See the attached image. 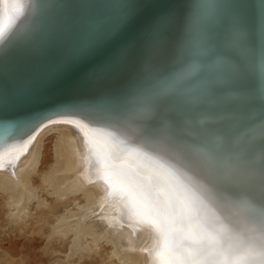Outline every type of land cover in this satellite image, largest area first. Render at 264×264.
Here are the masks:
<instances>
[{
  "label": "bare ground",
  "instance_id": "6f19581e",
  "mask_svg": "<svg viewBox=\"0 0 264 264\" xmlns=\"http://www.w3.org/2000/svg\"><path fill=\"white\" fill-rule=\"evenodd\" d=\"M78 1L81 3L82 0ZM191 1L192 0H189L187 3ZM197 1L198 2L193 4L192 10L183 14L182 17L176 18L174 21V23L178 24H185L186 22L183 32L186 31L190 33L184 36H192V42H186V44H184V41L177 38L178 36L175 38L164 36L151 39L150 43H148L144 49L133 47L128 53V60L119 64L121 71L119 76L123 77L129 88H134L136 85H147L145 90L140 92L136 91L135 97H137V100L152 98L153 102L151 104H154V101H164L167 97H161L163 96V94H161L163 91L170 95L180 93L179 97H182V94L187 95L188 93L191 95L199 94L202 99H198V97L194 96L191 97L192 104L196 107L194 108L199 109L205 105L208 107L207 111L209 112H205L204 114L201 113V115L199 113L197 116H192L190 114L191 117L188 116L187 118H191V123H195L196 121L194 122L192 119L199 116L218 114L219 109L222 107H229L226 103L238 104L234 106V108L241 109L248 99L253 100L256 98L258 93L246 92L245 90L236 88L238 85L244 86L243 84H239L240 81L247 82V80L240 78V76L254 78L259 83L264 81V16L249 11V7L245 4L239 7L235 0ZM251 1L252 0L247 2L250 3ZM13 4H20L22 7L18 9L10 7V5ZM33 4L34 0L32 4H28L27 0H0V27L3 28V35H0L1 44L14 37L10 30L12 29L16 32L19 28L15 25L16 19L23 16L29 18L30 12L27 13V8H29V6L31 8L32 5L33 11ZM259 5L261 7L264 4ZM69 7L70 4H68L67 0H64L63 8L65 11L60 9L59 12V14L63 16V18L59 19L63 21L62 23L66 25V27L70 23H67L66 20L69 14ZM205 7L208 9L207 14H211L208 17L212 16L213 20L224 11L230 15L227 12L229 11L232 14V16L230 15V20L232 18L233 20H229L230 22L227 25L230 27L237 25L240 30L237 35V40L226 38L220 44L217 42L212 43V45H214L213 48L206 49L212 51L214 48L218 47L220 50L219 53L202 56V53L206 50H204L205 46L201 44L210 35L209 32L212 31L211 27L213 26L212 22L209 21L208 23L206 20V16L204 15L206 11ZM202 10L204 13H202ZM187 19H192L193 21L188 22ZM245 19H247L246 23ZM168 22L173 23L170 19ZM96 24L97 23H89L83 27V30L79 29L77 36H70L73 32L71 31L68 36H65V38L60 41V47H69L72 43H78L81 38L80 36H86L89 32H92V30L97 29L98 26ZM214 27L217 26L214 24ZM252 36L258 39L255 40L253 45L251 42ZM245 39H247V42H249L248 44L252 45L255 49L245 46ZM48 42L49 40L39 44L37 48H33L32 43H29L30 45H28L27 49L24 51L25 53L27 51L35 52L33 55L37 56L43 49L44 52L50 49L44 55H50V59L52 60L54 57L52 52L57 50L58 46L53 45V41ZM31 55L32 54L27 55V57ZM184 55H189L190 57L187 58ZM205 57H209L210 60L207 63V71L202 74L199 72V62L206 60L207 58ZM231 57H238V60L248 63L252 70H248V73H245L242 68H238V71L235 72L230 67V64H233L230 61L235 62ZM185 63H188V65H184ZM231 76H233V78ZM213 83L220 87L218 88L219 94L217 98L213 96L219 101V106L209 102V99H211L209 96L211 95L208 91L203 90L210 88L204 84H210L212 86ZM182 89H186L188 93L184 92ZM131 93H133V91ZM100 95L102 94L100 93ZM118 99L119 97L114 96L110 101H116ZM102 100L106 101L107 99L104 98ZM200 101L201 103H199ZM151 104H148V111L150 110L149 107H151ZM179 104L180 103H178V105ZM127 108L126 105L119 104L116 108H112L116 111L105 116H99V114L93 115L89 113L87 111L88 109H84L83 107H75L74 110L53 116L52 119L47 122L44 121L35 124L20 134H14L1 139L0 187L2 190L0 189V191L1 193L4 192V196L6 195L7 197L8 203H6V205L8 204L10 207L9 209L13 210L11 212L12 217L13 215V218H15V215L16 217H21V213L23 214L25 212L24 210L27 211V209H25L27 207L25 206L30 202L31 197L35 199L33 193H35L34 191H36V189H34L31 179L34 176L36 177V175L38 176V173H40L39 170L37 171V167L39 168V161H42L40 159L42 158L41 155H43V153L41 154L43 145L49 136L55 135V161H53L54 163L50 166L48 171L43 176L41 175V180L48 184L49 187L51 186V188L56 191L53 192L56 193V195L59 194L58 196L61 195L63 199L73 195L76 197L77 194L81 195V199L79 200H84L85 202L83 204L79 201L78 203L75 202V205L78 207L77 212L71 214V212L68 211L73 215L70 217L74 225L73 228L75 229L76 226L79 234L81 233L85 236L87 234V237L91 235L89 238L92 239L95 237V239L98 240L97 237L99 235L96 231L99 228H97V225L102 223L107 231L114 235L118 242L120 241L122 243L124 241L122 244L126 247V253L131 255V259H133L132 261L135 264H160V261L164 259L168 242L159 234L157 228L154 227L151 222V206L152 200L156 199L158 194L166 191L168 194L167 198H172L177 191L185 190L175 168H185L186 170H184L189 174V179L192 181L193 187H196L197 185L195 184L200 181L201 185L205 188V192L212 193L214 197H217L221 201L215 188L217 183L213 178L214 175L217 177H219V175L213 171L214 175L209 177L205 173L206 167L208 165L213 166L215 163L214 160H216L222 165L223 169H227L224 173V181L227 182L229 181L228 178H233V169L236 170L235 165H237L241 173H243L241 178L245 180L243 186L246 187L245 185H253L264 178V167L261 166L264 164V152L256 151L257 149L253 148L239 150L228 148L223 152H218L221 153L219 154L221 157L210 155L214 160L213 158H198L194 162H189L190 164L188 165L191 167L190 169L188 166L183 165L180 161L182 157L179 156L180 159L178 157L179 154L177 155L176 152L172 151L174 153H172L173 156L161 152L158 144L159 141H153L154 139L151 138L153 134L146 132V134L143 135L142 131L146 130L141 126L144 125L141 121H137L134 116L139 112ZM109 117L114 118L111 120ZM53 120L71 121V123H52ZM161 122L156 119L157 125L169 127L167 122ZM132 123L141 126L138 127ZM206 124L204 126H206ZM210 126L214 125L210 124ZM146 129L151 133L155 132L153 129ZM140 130L142 131L140 132ZM139 133V140L141 142H138V144L135 142V140H137L135 137L138 136ZM153 137L156 138L154 135ZM156 147H159V150H157ZM207 153L218 155V153L211 151ZM117 155L120 156L121 159H115ZM199 161L203 163H199ZM202 166L204 171L201 169ZM228 168H232V170L229 171ZM241 169L246 170L249 174L245 171L242 172ZM201 172L203 174H201ZM202 179L207 182V185ZM69 183L73 184V186L69 185ZM51 188H48V191ZM44 189L43 187V190ZM254 189H256V187L253 185L245 192H242L244 189L238 190L233 187V189L229 191L230 195L228 199L234 203L237 195H243L247 199H250L252 204L264 206V187L261 193H259V191L257 193ZM253 191H255V194H253ZM37 193L38 192L35 194L37 195ZM148 193L152 194L151 197L148 196ZM61 196L59 198H61ZM159 198L161 200L165 199L163 195H159ZM73 200H75V198ZM224 205L227 207H225L226 211L222 216H226L227 221L237 226L236 232H231L232 240L230 243L232 245H239L241 242L258 241L259 237L262 235V231H264V225L261 224V222H250V220L247 219L250 217L245 207L241 205L237 207V205H235L234 208H231L234 205L227 202L224 203ZM92 206L93 209L90 208ZM89 210L92 211L91 214L87 215L89 216V221L86 219L87 223H81L79 215L82 212L87 213ZM62 217L61 219L63 220L58 221H62V224L57 223L61 227L65 226L63 224H66L63 223L65 221L64 219L68 220V218ZM90 217L92 218L90 219ZM86 220L84 219L83 221ZM70 225L67 226V228L73 226ZM60 226L57 228H60ZM228 228L232 229L231 227ZM68 229L64 230V232L66 231L65 234H68ZM98 231H100V229ZM245 231L250 232V237L244 235ZM99 234L101 233L99 232ZM107 234L108 233L105 232V235ZM109 235L110 234H108V236ZM256 236H258V239L254 238ZM110 239L113 240V238ZM93 241H95L94 238ZM113 243L116 244L117 242L114 240ZM130 250L136 251L132 253ZM114 254L120 256L118 252ZM123 254L125 255V253ZM124 255L120 259L121 264L127 263L125 262L126 257Z\"/></svg>",
  "mask_w": 264,
  "mask_h": 264
},
{
  "label": "water",
  "instance_id": "95a60500",
  "mask_svg": "<svg viewBox=\"0 0 264 264\" xmlns=\"http://www.w3.org/2000/svg\"><path fill=\"white\" fill-rule=\"evenodd\" d=\"M27 1L28 4L33 2V0ZM188 1L82 0L79 3L78 0H67L70 7L66 20L67 23H70L66 27L59 19L63 18L59 14L60 9L65 11L64 0H34L33 11L32 5L31 8L30 6L27 8V13L32 12L29 13L30 17L17 18L15 25L19 28H15L16 32L10 30L14 37L0 43V140L7 136L20 134L35 124L47 122L53 116L74 110L75 107L88 109L87 111L93 115L105 116L116 111L112 108L122 104L139 112L134 116L144 126L132 124L145 128L146 131L140 130L143 135L147 132L156 136L157 139L153 135L151 138L154 139L153 141H159L161 152L170 156H173L172 151L176 152L177 155L179 154L178 157H182V159L179 158L183 165L190 169L189 162H194L198 158L221 157L219 156L221 153L218 152H223L228 148L232 150L253 148L257 149L256 151L264 152V81L259 83L254 78L240 76L247 82L240 81L239 84L244 86L238 85L236 88L246 92H256L258 93L256 98L248 99L241 109L234 108L238 104L226 103L229 107H222L218 114L199 116L192 119L194 122L196 121L195 123H191V118H187L190 114L197 116L199 113L201 115V113L209 112L205 105L199 109H195L196 107L193 106L191 97L202 99L199 94L191 95L186 89H182L188 94H182V97H179L180 93L170 95L163 91L161 97L167 98L164 101H154V104H151L152 98L147 99V102V100H137L135 97L136 91L140 92L147 88L146 84L129 88L123 77L119 76L121 74L119 64L128 60V53L133 47L144 49L151 39L164 36L169 38L178 36L177 38L184 41V44L192 42V36H184L190 33L183 32L186 22L185 24L174 23L176 18L188 13L193 9V4L198 2L192 0L187 3ZM247 1L250 0H235L239 7L245 4L249 7V11L264 16V9H260L264 8V5L261 7L259 5L264 4V0H252L250 3ZM205 9L206 20L208 23L212 22L213 26L211 27L212 31L209 32L210 35L201 44L205 46L204 50L213 48L212 43L220 44L226 38L237 40L240 28L237 25L232 27L227 25L233 20V18L230 20L232 14L229 11L227 12L230 15L224 11L220 16H214L216 19L213 20L212 16L208 17L211 14H207V7ZM202 13H204L203 10ZM169 19L173 23H169ZM187 21L193 20L187 19ZM246 21L247 19H245V23ZM89 23H97V29L92 30L86 36H80L78 43H72L69 47H60V41L71 31L73 32L70 36H77L78 30H83V27ZM214 24L217 27H214ZM252 37L253 45L258 39H255V36ZM48 40L58 46V49L52 52L54 55L52 60L50 55H44L50 49L46 52L43 49L37 56H34L35 52L31 51L25 53L24 50L30 45L29 43H32L33 48H37L39 44ZM248 43L245 39V46L255 49ZM219 52V48L216 47L212 51L206 50L202 56ZM30 54L32 55L27 57ZM184 56L190 57L189 55ZM231 58L235 62L230 61L233 63L230 64V67L235 72L238 71V68H242L245 73L252 70L248 63L238 60V57ZM209 60L208 57L199 62L200 73L204 74L207 71ZM184 65L187 66L188 63ZM233 76L231 77L233 78ZM204 85L210 87L203 89L211 95L209 102L219 106L220 103L216 98L220 87L215 83L212 86ZM132 91L133 93H131ZM114 96L119 99L110 101ZM104 98L107 100H102ZM147 103L151 104L149 111ZM178 103L180 104L178 105ZM109 118L112 120L114 117ZM156 119L160 122H167L169 127L157 125ZM205 124L206 126H204ZM210 124L214 126H210ZM146 128L153 129L155 132L151 133ZM135 138H137L135 142H141L139 140L140 133ZM158 148L156 147L157 150H159ZM205 151L218 153V155ZM214 162L213 166L206 167L205 173L209 177L214 175L213 171L219 175V177L214 175L213 178L217 183L215 184L220 188L217 193L224 208L227 207L224 205L226 202L234 205L231 208L241 205L246 208L250 217L247 219L250 222H261L264 225V206L252 204L250 199L243 195H237L234 203L228 199L229 191L233 187L238 190L244 189L242 192H245L254 185L256 187L254 190L261 193L264 187V178L253 185L244 187L245 180L241 178L243 173L239 166L235 165V169L240 172L233 169V178H228L229 181L225 182L224 173L227 169H223L216 160ZM199 163L203 162L199 161ZM261 166L264 167V164ZM184 169L175 168L183 188L193 191L199 188L198 195L205 192L200 181L195 180L197 186L193 187L189 174ZM201 169L204 171L203 166ZM228 170L231 171L232 168H228ZM243 171L246 172V170ZM201 174L203 173L201 172ZM202 181L207 185L204 179ZM224 217L221 216V219L224 220ZM224 223L229 225L227 227L234 228V232H236L237 226L227 220H224ZM244 233L245 236L250 237L249 231ZM263 234L264 231H262ZM254 238L258 239V236Z\"/></svg>",
  "mask_w": 264,
  "mask_h": 264
},
{
  "label": "rangeland",
  "instance_id": "374dc122",
  "mask_svg": "<svg viewBox=\"0 0 264 264\" xmlns=\"http://www.w3.org/2000/svg\"><path fill=\"white\" fill-rule=\"evenodd\" d=\"M54 137L55 135L49 136L41 150V154L43 153V155L40 154L42 157H40V160L42 161H39V168L37 167V171L39 170L40 173L36 171L39 177L36 173V177L34 176L35 178L33 177L31 179L32 185L34 189H36L34 192L38 193L37 195L33 193L35 199L31 197L30 202L25 206L27 207L25 208L27 211L24 210L26 214L21 213V217H16L15 215V218H13L14 215L12 217L11 213L13 210L9 209L10 207L8 204L6 205V203H8L7 197L6 195L4 196V192L1 193L0 191V264H121L120 259L123 257V253H125L124 256L127 259H125V262H127L125 264H135L132 261L133 259H131V255L126 253V247L122 244L124 241L122 243L120 241L118 242L114 235L109 233L102 223L97 225L100 231H98L99 229L96 231L99 235L96 237L98 240L101 238V241L96 240L95 237H93L95 240L93 241V238H89L91 235L88 234L89 237H87V234L86 236L81 233L79 234L76 226L75 229L73 228L74 225L70 217L73 216L71 215L72 213L77 212L78 207L75 205V202L78 203L79 201L81 204L85 202L84 200H79L81 199V195L77 194V198L73 195L64 199L60 195L61 198H59V194L56 195V193H54L56 191H54L51 186L49 187L48 184L42 182L43 180H41V177L48 171L50 166L53 165V161H55ZM69 185L73 186V184L70 183ZM43 187L45 188L44 190ZM48 188L52 190L49 189L48 191ZM74 198L77 200H73ZM90 208L93 209V206ZM68 211L71 212V214ZM91 212V210L87 211V213L82 212L79 215L80 222L87 223V220L89 221V216L87 215L91 214ZM9 217H11L12 220ZM61 217L68 218V220L64 219L67 222H63L66 223L63 224L65 226L62 225L63 227L57 224H62V221L58 222L63 220ZM92 217H90V219ZM82 219L87 220L83 221ZM69 225L71 227H68V229L67 226ZM59 226L60 228H57ZM65 229H68L67 235L65 234L66 231L64 232ZM104 231L110 235H105ZM99 232L101 234H99ZM109 237L113 238V240ZM111 240L113 242L115 240L117 243L114 244ZM113 251L118 252L120 256H116ZM134 251L136 250H132L131 252L135 253Z\"/></svg>",
  "mask_w": 264,
  "mask_h": 264
},
{
  "label": "snow or ice",
  "instance_id": "6c2138e0",
  "mask_svg": "<svg viewBox=\"0 0 264 264\" xmlns=\"http://www.w3.org/2000/svg\"><path fill=\"white\" fill-rule=\"evenodd\" d=\"M10 7L21 8L20 4ZM18 14V13H17ZM0 35L3 28L0 27ZM52 123H71L53 120ZM115 159H121L115 156ZM220 188L216 185V191ZM197 188L177 191L172 198L167 192L152 200V224L168 242L160 264H264V235L258 241L232 245L231 232L221 216L226 209L210 192ZM151 193L148 196L151 197ZM163 195L165 199H160Z\"/></svg>",
  "mask_w": 264,
  "mask_h": 264
}]
</instances>
